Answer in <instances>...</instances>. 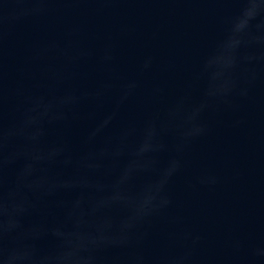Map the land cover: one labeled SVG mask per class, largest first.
Here are the masks:
<instances>
[{
    "label": "water",
    "instance_id": "water-1",
    "mask_svg": "<svg viewBox=\"0 0 264 264\" xmlns=\"http://www.w3.org/2000/svg\"><path fill=\"white\" fill-rule=\"evenodd\" d=\"M244 7L243 0H0V193L16 191L26 165L30 179L51 184L21 189L16 199L25 202L11 217L0 210V225L17 223L0 229V246L20 249L12 264H264V41L241 45L231 65L228 51L217 56ZM259 12L264 5L249 4L241 22ZM250 23L264 35L255 27L264 13ZM129 83L135 88L122 99ZM221 84L225 91L208 95ZM68 96L79 99L62 103ZM149 127L155 150L128 191L176 167L154 210L135 218L123 202L99 201ZM121 144L120 156L97 155ZM80 180L89 186L72 183ZM81 197L82 216L72 212Z\"/></svg>",
    "mask_w": 264,
    "mask_h": 264
},
{
    "label": "clouds",
    "instance_id": "clouds-1",
    "mask_svg": "<svg viewBox=\"0 0 264 264\" xmlns=\"http://www.w3.org/2000/svg\"><path fill=\"white\" fill-rule=\"evenodd\" d=\"M245 4L244 9L242 10L241 14L235 17L231 21V27L228 31L226 38L222 41L220 45V56L228 51L231 56V60L228 65H231L234 60V54L236 50L241 46L251 42H262L264 41V35L257 36L254 35L251 31V21L254 20L258 15L264 12H259L256 14H249V19L246 21L241 22V18L247 13V7L249 4H260L264 5V0H243ZM256 29L264 28V23L257 24ZM150 60H146L143 64V68H147L149 66ZM213 65L211 60L208 61L207 66ZM215 73L212 74V79H215ZM109 87V86H105ZM227 85L221 84L219 87L211 86L208 91V95L213 96L219 93H222L226 90ZM135 88V83H129L124 86L123 89V96L122 99L127 98L130 94L131 90ZM215 88V91L213 90ZM102 93L98 92L97 95ZM78 97L76 96H68L64 98L62 103L66 104H75L78 101ZM39 106V105H38ZM200 107H203L201 105ZM50 106H44V110L41 113H37L36 115H27L24 121V126L21 131H24L29 126L34 125L38 122L39 118L49 111ZM200 109L196 108L193 110V115L195 112H198ZM34 111V109L32 110ZM175 115V113H173ZM52 118L54 119H63V115H55ZM112 117L107 116L105 117L95 128V130L91 133L89 139L94 137L97 133H99L102 129H104L111 121ZM188 121L192 119V116H188L186 118ZM200 131L199 128H195L192 132L188 134L198 133ZM39 135V130L37 129L36 132L31 134V138L35 139V137ZM153 136L154 131L152 127H149L145 131L144 138L142 142L139 144L131 152V158L128 160L126 165L121 170L119 176L113 181V183L109 186V190L106 195H104L99 203L100 204H111L114 202H123L131 211L135 213V218H141L147 214H149L152 210H154L155 205L154 201L156 200L157 194L160 192L163 185L167 182L168 177L172 174L175 170L176 162L173 161L171 166L165 170L162 175V178L155 184L146 185L139 193L131 194L128 191V184L133 177V175L139 171H142L148 167L150 161L145 159V154L155 150V146L153 144ZM58 150L53 149L50 152V155L56 154ZM124 148L123 145H117L112 149L107 147L101 148L97 155L103 157L107 155L111 156H120L123 154ZM91 154H89L90 156ZM40 156H35L33 159H40ZM87 159V157H86ZM87 167H97V165L88 164ZM33 175V169L31 165H26L22 173L19 175L17 179V189L16 191H10L7 194L0 193V210L3 211L4 215L11 217V213L17 210H20L23 207L24 200L21 199L17 201L16 197L20 195V190L23 188H27L32 190L33 192H41L46 189V186L50 188L51 184L50 181L45 177H37L34 179H30ZM67 185L68 182H62ZM73 184H80L83 187H88L89 182L87 180H80V181H72ZM83 201V197L77 199L75 204L73 205L72 212L75 213L79 211L80 215L84 214V209L81 207ZM162 204H166L167 200L162 199ZM94 210V209H93ZM131 226V219L125 221L122 224V227L127 228ZM17 227L16 221L9 218L6 224L0 225V229H2L3 233H8L12 229ZM102 238V237H101ZM94 242V241H93ZM19 248H6L0 246V260L4 262V264H12L13 260L18 257Z\"/></svg>",
    "mask_w": 264,
    "mask_h": 264
}]
</instances>
